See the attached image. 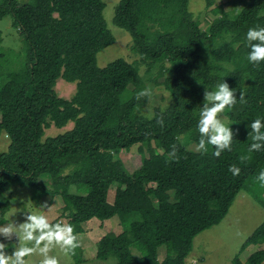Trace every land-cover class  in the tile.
<instances>
[{
    "label": "trees",
    "instance_id": "1",
    "mask_svg": "<svg viewBox=\"0 0 264 264\" xmlns=\"http://www.w3.org/2000/svg\"><path fill=\"white\" fill-rule=\"evenodd\" d=\"M238 2L237 14L225 13L204 30L190 0H120L115 24L131 33L132 50L144 64H159L166 72L163 85L174 100L148 117L141 113L148 95L138 98L140 63L117 58L101 67L97 62V54L115 42L104 0H1L0 18L12 15L27 55L0 88V134L10 139L0 153V223L11 209L4 189L16 180L42 193H59L77 236L87 221L119 215L125 229L99 240L102 261L116 255L118 264H186L194 238L219 224L248 180L264 171V149L248 151L253 141L247 127L264 117V62L250 64L244 43L250 27L264 26V0ZM59 78L78 82L72 99L58 95ZM224 79L237 89V104L225 111L234 139L231 151L217 157L214 147L201 153L181 136L192 133L199 143L204 86L212 90ZM71 120L72 130L43 139L51 123L63 127ZM136 144L142 161L131 172L120 153ZM69 166L75 167L64 174ZM114 183L116 197L109 203ZM73 186L84 193L71 192ZM251 244H264V221L241 250ZM162 245L168 255L160 261ZM233 264H264V248L246 263L236 256Z\"/></svg>",
    "mask_w": 264,
    "mask_h": 264
},
{
    "label": "rangeland",
    "instance_id": "2",
    "mask_svg": "<svg viewBox=\"0 0 264 264\" xmlns=\"http://www.w3.org/2000/svg\"><path fill=\"white\" fill-rule=\"evenodd\" d=\"M20 2L26 0H18ZM1 2V0H0ZM106 7L103 14L108 23L109 28L115 36V42L101 50L97 54V62L99 66L104 67L117 58H124L130 62H139L141 74L143 78V90H149L148 100L143 107L141 113L153 117L156 109H166L173 103L169 91L163 85L166 72L161 71V66L156 64L154 67H148L141 61V57L132 50L133 37L129 31L115 24V13L120 0H104ZM235 0H190V10L196 19L201 23V27L207 30L215 19L221 17L225 13L233 16L238 13L242 3H234ZM220 40L219 43H222ZM26 45L17 27L13 25V17L7 14L0 18V88L8 81L9 74L20 70L26 60ZM166 65H170L166 63ZM135 85H131V90L135 89ZM55 89L58 95L65 99H72L77 93L78 82H70L64 78L57 80ZM124 97L129 96L126 91ZM222 118L231 122L229 117L223 113ZM1 120V112H0ZM75 127V121H69L65 126L59 127L54 123L45 128L43 139L55 137L72 130ZM192 133H185L181 136V141L188 142L189 148L198 150V144L193 141ZM10 139L5 132L0 134V153L8 149ZM120 156L124 160L127 168L133 172L142 161V155L139 150V144L133 145L129 150H122ZM75 166H69L64 170V174L71 173ZM44 182H48V178H44ZM248 190L252 196L245 198L244 195L236 196L232 203L228 214L219 223L208 229H205L200 235L194 238L192 251L186 258V264H194L192 261L196 259L195 264H233L236 256L247 258L253 252L263 249L264 244L248 246L242 252L241 247L246 239L259 227L264 221V187H261L257 177L247 182ZM118 183L112 184L108 192V201L113 203L116 197ZM73 193H84L79 191L76 186L70 189ZM4 194L11 201L10 210H19L27 205L33 207L39 206L41 203H47V208L39 209L43 214L48 216L51 222L69 223L68 212L64 211V200L59 193L45 192L28 186L22 185L14 180L4 189ZM16 207L18 209H16ZM9 210V211H10ZM7 212V214L9 213ZM6 214V216H7ZM24 213L18 212L14 219L17 222L22 221ZM97 220V221H95ZM85 232L78 235L80 248L78 257L70 255L63 256L59 248L53 250L51 254L60 258V264H118L116 255H112L108 260L102 261L97 258L98 242L109 232L116 234L122 233L125 229L122 219L119 215L101 220L99 218L91 219L84 223ZM263 245V246H261ZM251 247V248H250ZM11 251V248L8 250ZM136 255L140 253L133 249ZM242 252V254H240ZM168 255V248L162 245L158 249V259L164 260ZM37 257L29 258V264H38Z\"/></svg>",
    "mask_w": 264,
    "mask_h": 264
},
{
    "label": "clouds",
    "instance_id": "3",
    "mask_svg": "<svg viewBox=\"0 0 264 264\" xmlns=\"http://www.w3.org/2000/svg\"><path fill=\"white\" fill-rule=\"evenodd\" d=\"M248 51L246 59L250 64L259 65L264 62V26L250 27L244 37ZM202 84V83H201ZM203 105L199 111L197 129L200 135L198 150L207 153L209 146L214 147L213 155L219 157L223 151H231L234 139L233 123L222 118L225 111H231L237 104V89L232 88L224 79L212 90L205 86ZM149 90H142L138 98L150 95ZM239 99L244 100V92L240 91ZM247 127L250 129L252 143L248 151L264 149V117L253 119ZM249 135V134H248ZM229 171L238 175L240 169L230 166ZM257 180L264 187V171ZM47 208V203L37 207L27 205L24 208L10 210L6 222L0 223V264H29V258L37 257L38 264H60V258L51 254L59 248L63 256L72 255L80 242L70 223L51 222L39 209ZM16 209H18L16 207ZM18 212L24 213L22 221L14 219ZM11 248V251H8Z\"/></svg>",
    "mask_w": 264,
    "mask_h": 264
},
{
    "label": "crops",
    "instance_id": "4",
    "mask_svg": "<svg viewBox=\"0 0 264 264\" xmlns=\"http://www.w3.org/2000/svg\"><path fill=\"white\" fill-rule=\"evenodd\" d=\"M246 191V190H245ZM244 190H242V191H240L239 193H238V195L240 196V195H244V197L245 198H248L249 196H252L250 193H246ZM93 219H95V218H93ZM95 221H97V220H95ZM84 228H86L85 226H84ZM118 234H120V233H118ZM200 235V234H199ZM198 235V236H199ZM195 242V241H194ZM255 245H259V244H251V247H253V246H255ZM250 246V245H249ZM261 246H263V245H261ZM250 247V248H251ZM262 249V248H261ZM260 250V249H259ZM242 252H244V250L242 251ZM242 252L240 253V254H242ZM254 253V252H253ZM250 256V255H249ZM249 256H247V258L245 259V258H243V257H239L240 258V260L243 262V263H246L247 262V260H248V258H249ZM194 264L196 263V259H193V261H192Z\"/></svg>",
    "mask_w": 264,
    "mask_h": 264
}]
</instances>
